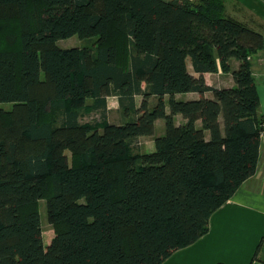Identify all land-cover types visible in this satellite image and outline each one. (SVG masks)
<instances>
[{"label": "trees", "instance_id": "1", "mask_svg": "<svg viewBox=\"0 0 264 264\" xmlns=\"http://www.w3.org/2000/svg\"><path fill=\"white\" fill-rule=\"evenodd\" d=\"M74 36L91 46H58ZM263 49L225 0H0V264H162L204 237L258 169ZM219 67L233 88L207 84Z\"/></svg>", "mask_w": 264, "mask_h": 264}, {"label": "crops", "instance_id": "2", "mask_svg": "<svg viewBox=\"0 0 264 264\" xmlns=\"http://www.w3.org/2000/svg\"><path fill=\"white\" fill-rule=\"evenodd\" d=\"M225 5L227 16L264 36V0H225ZM251 62L261 101L259 114L264 116V49L259 51ZM239 66V61H232L233 69H238ZM205 78L209 86L217 88H233L235 86L232 74L223 73L220 67L217 73L206 74ZM218 82H226L228 85H215ZM206 97L212 99L213 94L209 92ZM177 98L191 101L199 99L200 95L189 93L177 95ZM136 99L139 106L142 97ZM153 103H156L155 99H153ZM167 110L169 112V108ZM95 113L101 115L98 112ZM91 114L93 113L84 114L82 122H89L84 120ZM114 114L118 115L117 118L114 117ZM107 117L110 123L117 125L124 124L131 119L122 113L116 96L107 98ZM175 121L177 125L186 122L182 115L175 116ZM159 122L164 121H157L156 127ZM142 138L147 137L140 139ZM152 139L154 141L153 137ZM153 147H155L154 142ZM263 237L264 134L261 138L260 159L256 174L247 180L233 197L212 215L209 232L204 237L193 245L175 252L162 264H264V245L258 258H254Z\"/></svg>", "mask_w": 264, "mask_h": 264}, {"label": "rangeland", "instance_id": "3", "mask_svg": "<svg viewBox=\"0 0 264 264\" xmlns=\"http://www.w3.org/2000/svg\"><path fill=\"white\" fill-rule=\"evenodd\" d=\"M92 44V41L90 40H82L78 36H74L69 39H64L58 41V46L62 49H71V48H83V47H90ZM227 82V81H226ZM216 83L215 85L218 86H225L228 85L227 83ZM1 107H3L6 110H10L12 107V104L9 103H3L1 104ZM117 114H114V117L117 118ZM101 118V115H97L95 112L89 116H86L84 121L89 122H97ZM165 131L164 122H159L158 126L156 127L155 134L153 138L163 136ZM153 139L152 137L142 138L138 139V141L135 143V149L140 152H153L155 150V147H153ZM153 149V151H151ZM40 214H41V220H42V226L44 231V243L45 246H48L49 239L54 235L52 226L48 222V213H47V202L45 200H42L40 202Z\"/></svg>", "mask_w": 264, "mask_h": 264}, {"label": "built area", "instance_id": "4", "mask_svg": "<svg viewBox=\"0 0 264 264\" xmlns=\"http://www.w3.org/2000/svg\"><path fill=\"white\" fill-rule=\"evenodd\" d=\"M264 134V133H263Z\"/></svg>", "mask_w": 264, "mask_h": 264}]
</instances>
